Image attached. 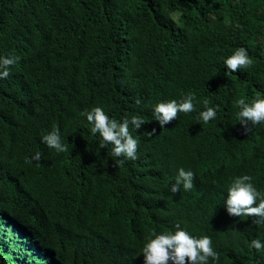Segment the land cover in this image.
I'll list each match as a JSON object with an SVG mask.
<instances>
[{
  "label": "trees",
  "instance_id": "obj_1",
  "mask_svg": "<svg viewBox=\"0 0 264 264\" xmlns=\"http://www.w3.org/2000/svg\"><path fill=\"white\" fill-rule=\"evenodd\" d=\"M241 47L252 65L226 74ZM0 58H17L0 79V264H144L177 224L211 238L208 264H264V223L224 203L242 175L264 196V123L236 118L264 99V0H0ZM190 93L195 110L161 128L155 106ZM96 107L144 120L136 159L99 147ZM54 128L67 151L42 141ZM181 168L193 188L173 194Z\"/></svg>",
  "mask_w": 264,
  "mask_h": 264
},
{
  "label": "clouds",
  "instance_id": "obj_2",
  "mask_svg": "<svg viewBox=\"0 0 264 264\" xmlns=\"http://www.w3.org/2000/svg\"><path fill=\"white\" fill-rule=\"evenodd\" d=\"M17 58H0V79L9 76L8 68L16 63ZM253 61L249 58L246 49L239 48L234 54L229 56L224 65L231 74L242 68H248ZM196 97L188 94L179 102L172 100L166 103H159L154 109V119L159 122V126L176 120L178 113H190L195 110L193 101ZM139 104L140 100L137 99ZM205 111L199 113V118L207 124L216 118L217 110L207 107L209 101H203ZM240 111L237 112L236 118L240 124L249 131V124L252 126L264 123V99H254L247 103L244 99L236 101ZM88 122L92 125L90 132L92 135L99 134L102 143L101 149L112 145V155L115 157H125L127 159H136L138 141L130 134V126L139 130L144 125V120L139 116H132L131 119L125 118L122 122L115 119H109L100 107L93 108L91 111L84 113ZM156 129L148 132V135H154ZM46 145L55 149L57 152L67 151V146L61 143V137L58 129H53L49 134L42 138ZM41 154L36 153L26 163L32 160H40ZM118 164H123L124 160H118ZM194 174L191 171L179 170L175 183L171 186L170 191L175 194L179 192L180 186L185 191L193 188ZM252 177L242 175L236 177L228 188L227 200L224 202L227 207L229 216L232 217H257L255 223H264V196H262L255 186L251 183ZM257 200L259 202L257 203ZM177 230L174 233L155 234V238H149L148 242L142 249L144 264H208L209 258L218 259V253L212 248V240L208 236L201 238L192 237L188 232L181 230L176 225ZM252 247L260 250L264 245L259 240H253Z\"/></svg>",
  "mask_w": 264,
  "mask_h": 264
}]
</instances>
